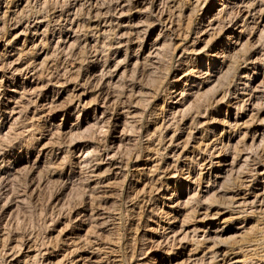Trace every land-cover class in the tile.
Instances as JSON below:
<instances>
[{
	"label": "rangeland",
	"instance_id": "1",
	"mask_svg": "<svg viewBox=\"0 0 264 264\" xmlns=\"http://www.w3.org/2000/svg\"><path fill=\"white\" fill-rule=\"evenodd\" d=\"M216 1L0 0V264H264V206L239 203L264 146L212 171L263 121L264 85L231 145L220 131L245 75L264 79V34ZM223 28L245 46L213 84Z\"/></svg>",
	"mask_w": 264,
	"mask_h": 264
},
{
	"label": "bare ground",
	"instance_id": "2",
	"mask_svg": "<svg viewBox=\"0 0 264 264\" xmlns=\"http://www.w3.org/2000/svg\"><path fill=\"white\" fill-rule=\"evenodd\" d=\"M211 1V0H210ZM216 1V0H215ZM223 2H225V0H222ZM229 1V0H228ZM204 2H206V1H204ZM219 2V1H218ZM217 1L216 2H213V3H211V5H210V8L206 11L207 13H209L211 10L212 11H214V10H216V12L212 15L214 18H215V20L218 18V16H220V14L221 13H223V10H224V8L225 7H227L226 5H224V3L222 4V2H220V3H218ZM182 3H183V1H182ZM229 4V3H228ZM204 5V4H203ZM217 5H221V7H220V9L219 8H217ZM209 6V5H208ZM225 6V7H224ZM236 7L237 8V15L238 16H240L239 18L240 19H242V21H243V23L244 24H252L253 25V31L254 32H256L257 34H259V38L261 39V37H260V35H263L264 34V0H233V5L230 7L231 9H232V7ZM224 7V8H223ZM229 7V6H228ZM227 9V8H226ZM229 9V8H228ZM231 9H229V10H231ZM233 10V9H232ZM231 10V11H232ZM225 11H227V10H225ZM226 13V12H225ZM229 14H230V12H229ZM228 14V15H229ZM223 15V14H222ZM221 15V17H223ZM226 16V15H225ZM227 17V16H226ZM235 17H237L236 15H235ZM212 18V17H211ZM210 18V19H211ZM224 18V17H223ZM228 18V17H227ZM232 18V17H231ZM230 18V19H231ZM213 19V18H212ZM211 19V20H212ZM214 20V21H215ZM219 20V19H218ZM192 21V20H191ZM220 21H221V19H220ZM231 21V20H230ZM233 21V20H232ZM236 21V20H235ZM240 21V20H239ZM212 23H213V21H211ZM226 22V21H225ZM238 22V21H237ZM201 23H203V22H201ZM208 23V22H207ZM235 24H236V22H234ZM242 23V22H241ZM240 23V24H241ZM182 24V23H181ZM204 24V23H203ZM210 24V23H209ZM220 24V23H219ZM206 25V24H205ZM208 25V24H207ZM206 25V26H207ZM212 25V24H211ZM214 25V24H213ZM225 25H226V23H225ZM224 25V26H225ZM242 25V24H241ZM99 26V25H98ZM222 26H223V24H222ZM221 26V27H222ZM223 26V27H224ZM229 26V25H228ZM233 26V25H232ZM236 26H238V25H236ZM212 27V26H211ZM243 27H245V26H243ZM249 27V26H248ZM247 27V28H248ZM215 28H217V26L215 27ZM229 28V27H228ZM224 29L223 28V35H224V40H225V42H224V44L223 45H220V47H215V48H213L211 51H210V54H211V56L214 58V60H212V63H213V65H212V69H210V70H208L207 69V74H208V76H206L207 78H209V80L208 81H211V83L213 82V84H216V83H220L230 72H231V70L233 69V68H235V67H237V54L239 53L238 51L241 49V48H243L244 46H245V43H243V36H242V34H241V30L238 32V33H235V30H231V31H228L229 29ZM236 28V27H235ZM246 28V29H247ZM206 29V28H205ZM214 29V28H213ZM241 29V28H240ZM243 29V28H242ZM245 29V30H246ZM251 29V28H250ZM249 29V30H250ZM210 30V29H209ZM222 30V29H221ZM244 30V31H245ZM247 32V31H246ZM248 32H250V31H248ZM203 33V32H202ZM205 33V32H204ZM222 33V32H221ZM198 34H199V32H198ZM220 35V34H219ZM257 36V35H256ZM258 38V39H259ZM255 39V38H254ZM251 40V41H255V40ZM258 39H256V41L258 40ZM66 40V39H65ZM246 40V39H245ZM249 40V39H248ZM222 41V40H221ZM264 42V41H263ZM256 43V42H255ZM263 46V45H262ZM261 46V47H262ZM155 47V46H154ZM256 47V46H255ZM260 48V47H259ZM259 48L258 49H255V50H259ZM263 48V47H262ZM151 49H153V48H151ZM154 50V49H153ZM159 50V49H158ZM157 50V51H158ZM155 51V50H154ZM248 51V50H247ZM254 51V50H253ZM261 51V50H260ZM264 51V50H263ZM151 53V52H150ZM251 53V52H250ZM262 53H264V52H262ZM206 54V53H205ZM241 54V53H240ZM209 55V54H208ZM239 55V54H238ZM254 57L255 58H253V59H256L257 58V55H258V52H255L254 54ZM263 55V54H262ZM261 55V56H262ZM198 56H200V55H198ZM240 56V55H239ZM251 56V55H250ZM242 57V56H241ZM219 58H221V60L222 61H220L219 60V62H217L216 61V59L218 60ZM259 58V57H258ZM257 58V59H258ZM261 58V57H260ZM256 59V60H257ZM252 60V58L249 60V58H248V61H251ZM258 63V62H257ZM261 63V62H260ZM256 67V66H255ZM260 69V68H259ZM264 69V68H263ZM255 70V69H254ZM239 71V70H238ZM256 71V70H255ZM205 72V71H204ZM254 72V71H253ZM206 73V72H205ZM244 74L246 73V71L245 72H243ZM243 74V75H244ZM248 74V73H247ZM250 74V73H249ZM237 75V74H236ZM235 75V76H236ZM238 75H240V74H238ZM234 76V77H235ZM242 76V75H241ZM240 76V77H241ZM245 77H246V79H244V83L241 81V84H242V87H240V90L242 91H240L241 93L240 94H238V96L236 97V98H238L236 101H232L231 102V99H229L228 100V102H227V104L226 105H228V106H230V107H233V108H235V109H237V108H239L240 109V112L241 113H239L238 115H237V113H235V115H232L231 113H229L228 115H225V117H224V119L225 120H223L222 121V123L220 124V126H221V132L223 133V138L226 140V143L229 145L233 140H234V134H231V132H230V130L231 129H234V130H240V126H244L245 125V122H243L242 120H243V117L245 116L246 117V115H249V117H255L256 116V112H257V106L260 104L258 101L261 99V97H263V96H261L260 97V92L263 90L261 87L264 85V79H260V77L257 75V73L256 72H254L253 73V75L252 76H248V75H245ZM245 77H243V78H245ZM204 78V77H203ZM237 78V77H236ZM243 78L241 77L240 79L241 80H243ZM234 79V78H233ZM239 79V78H238ZM237 79V80H238ZM229 80V79H228ZM195 81V84H193V86H198V83H196V80H194ZM198 81V80H197ZM231 81V80H230ZM235 81V80H234ZM193 82V81H192ZM199 82V81H198ZM201 82V81H200ZM204 82V81H203ZM194 83V82H193ZM210 84V83H209ZM234 84H235V82H234ZM236 84H238V83H236ZM240 84V83H239ZM200 85V84H199ZM211 85V84H210ZM232 85V84H231ZM212 86V85H211ZM211 86L209 87V88H211ZM199 87V86H198ZM227 87V86H226ZM229 87H232V86H229ZM229 87H228V89H229ZM223 89V88H222ZM227 89V88H226ZM260 89H262V90H260ZM233 90V89H232ZM231 90V91H232ZM192 91V90H191ZM208 91H209V89H208ZM221 91V90H220ZM225 91V90H224ZM234 91V90H233ZM236 91V90H235ZM264 91V90H263ZM227 92V91H226ZM229 92V91H228ZM191 93V92H190ZM193 93V92H192ZM195 93V92H194ZM193 93V94H194ZM199 93V92H198ZM197 93V94H198ZM238 93V92H237ZM196 94V93H195ZM200 94H202V93H200ZM222 94H224V92L222 93ZM231 94V93H230ZM233 94V93H232ZM262 94V93H261ZM217 95V94H216ZM226 95H228V94H226ZM225 95V96H226ZM236 95V94H235ZM194 96H196V95H194ZM204 96V95H203ZM221 96V95H220ZM219 96V97H220ZM245 96V97H244ZM186 97V96H185ZM223 97H224V95H223ZM182 98V97H181ZM184 98V97H183ZM182 98V99H183ZM187 98V97H186ZM189 98V97H188ZM200 98V97H199ZM227 98V97H226ZM180 99V98H179ZM192 99H194V97H192ZM191 99V100H192ZM224 99V98H223ZM185 99H183V101H184ZM190 100V99H189ZM190 100V101H191ZM199 100V99H198ZM213 100V99H212ZM226 100V99H225ZM262 100V99H261ZM260 100V101H261ZM193 102V101H192ZM216 102V101H215ZM226 102V101H225ZM261 102H264V101H261ZM180 103H181V101H180ZM194 103H196V102H194ZM259 103V104H258ZM174 104H176V105H178L179 104V100H176L175 102H174ZM184 104H186V102L184 103ZM184 104H182V105H184ZM192 103L190 102V105H191ZM219 104V103H218ZM217 104V105H218ZM210 105V104H209ZM211 105H213V104H211ZM260 105H262V104H260ZM264 105V104H263ZM192 106V105H191ZM176 107H178V106H176ZM175 107V108H176ZM183 107L184 106H182V109H183ZM190 107V106H189ZM229 107V108H230ZM179 108V107H178ZM180 109V108H179ZM182 109H181V111H182ZM185 109V108H184ZM197 109V108H196ZM202 109V108H201ZM262 109H263V107H262ZM255 110H256V112H255ZM104 111V110H103ZM177 111V110H176ZM178 112H180V110L178 111ZM178 112H176V113H178ZM231 112V111H230ZM258 112H259V110H258ZM179 114V113H178ZM102 116V115H101ZM258 116V115H257ZM261 117V116H260ZM247 118H248V116H247ZM256 118V117H255ZM264 118V117H263ZM262 118V120L263 121H260V120H257V118L256 119H254V122L256 123L252 128H250V127H248V128H250V129H246L245 130V133H244V135H243V138H244V136L245 137H247V135H248V140H249V142H248V144L246 143V142H243V143H246L245 144V148L243 149V147H242V149H239L238 148V146H233V151L232 152H229V153H223L222 155H220V151L216 154V156H215V158H217L216 160H217V162L215 161V164L212 166L213 167V172H214V178L215 179H217V178H223L224 176H226V174H227V172H232L233 171V169H234V167H235V164L238 162L239 164H241L240 166L242 167H244V166H248V164L250 163V150H249V148H248V150L246 149V147H250V149L253 147V148H259V147H261L262 148V146H264V119ZM213 119V118H212ZM216 119V118H215ZM261 119V118H260ZM222 120V119H221ZM252 120V119H251ZM250 121V120H249ZM96 122V121H95ZM217 121L216 120H214V122L212 123V126H213V128H215V127H217L218 125H217V123H216ZM253 122V123H254ZM220 123V122H219ZM248 123H250V122H248ZM252 123V124H253ZM247 124V123H246ZM247 128V127H246ZM209 129V128H208ZM232 131V130H231ZM243 131V130H242ZM207 132V131H206ZM211 132V131H210ZM235 132V131H234ZM233 132V133H234ZM213 133H215V132H213ZM210 134V133H209ZM212 134V133H211ZM221 135V134H220ZM241 135H242V133H241ZM209 136H211V135H209ZM214 137V136H213ZM205 139V138H204ZM214 139V138H213ZM212 139V140H213ZM217 139H218V137H217ZM240 139V138H239ZM207 141H208V139H206ZM219 140V139H218ZM223 140V139H222ZM236 140H238V139H236ZM241 141H243L242 139H240ZM245 140V139H244ZM206 141V143H205V146H204V148L206 147V148H208L207 146H210L211 144L209 143V142H207ZM209 141H211V140H209ZM216 141V140H215ZM239 141V140H238ZM245 141H247V140H245ZM203 142V141H202ZM201 142V143H202ZM220 142V141H219ZM236 142V141H235ZM211 143H212V141H211ZM215 143V142H214ZM213 143V144H214ZM243 143H241V144H243ZM204 144V143H203ZM233 144V143H232ZM240 144V143H239ZM227 145V146H228ZM231 145V144H230ZM247 145V146H246ZM203 146V145H202ZM213 146V145H212ZM211 146V147H212ZM226 146V147H227ZM214 147V146H213ZM239 147H240V145H239ZM202 148V147H201ZM215 148V147H214ZM229 148V147H228ZM231 148V147H230ZM203 149V148H202ZM226 149V148H225ZM199 150H201V149H199ZM206 150V149H205ZM209 150V149H208ZM215 150V149H214ZM213 150V151H214ZM219 150V149H218ZM221 150V149H220ZM230 150V149H229ZM246 150V151H245ZM252 150H254V149H252ZM256 150V149H255ZM259 150H260V148H259ZM263 150H264V148H263ZM263 150H261V152H263ZM225 151V150H224ZM252 152V151H251ZM230 153H232V154H230ZM250 153V154H249ZM264 154V153H263ZM252 155V154H251ZM84 156V155H83ZM253 156V155H252ZM262 156V155H261ZM264 156V155H263ZM254 157H256V156H253V159H254ZM87 158H88V156H87ZM89 159V158H88ZM85 161H86V159H85ZM237 161V162H236ZM252 161V160H251ZM237 163V164H238ZM238 164V165H239ZM252 164H254V163H252ZM249 167H251L250 165H249ZM253 167V166H252ZM212 169V168H211ZM254 170H255V177H253L252 179L251 178H249L248 180L246 179V182H248L247 183V186H249V187H251L252 186V184H254L255 186L252 188H250V189H252V190H249V191H251V192H248V193H250L249 195H248V197H244V198H242V201L240 202L239 201V203L240 204H244L245 206L247 205V206H251V208L253 207L254 209H257V208H261L262 209V207L264 206V166H262V165H258L257 164V166L254 168ZM230 172V173H231ZM246 172V171H245ZM247 173V172H246ZM250 173H251V171H250ZM234 174V173H233ZM243 174H245L244 172H243ZM238 175V174H237ZM228 176V175H227ZM230 176V175H229ZM245 176V175H244ZM238 177V176H237ZM247 177V176H246ZM244 178V177H243ZM214 179V180H215ZM225 179H227V178H225ZM241 179V178H240ZM239 181H242V183H243V181L244 180H239ZM213 182V181H212ZM211 183V182H210ZM209 183V184H210ZM241 184V183H240ZM245 184V183H244ZM208 186V185H207ZM234 186V185H233ZM238 186H241V185H238ZM245 186H246V184H245ZM244 186V187H245ZM210 187V186H209ZM248 188V187H247ZM206 189H208V187L206 188ZM239 189V188H238ZM236 190V189H235ZM205 191V190H204ZM207 191V190H206ZM238 192V191H237ZM236 193V192H235ZM247 193V192H246ZM233 195V194H232ZM237 195V194H236ZM245 195V194H244ZM243 195V196H244ZM247 196V195H246ZM192 197V196H191ZM237 197V196H236ZM191 199V198H190ZM192 200V199H191ZM238 199H236V201H237ZM235 202V201H234ZM177 204V203H176ZM178 205V204H177ZM258 205V206H257ZM241 207H243L244 208V206H241ZM248 208V207H247ZM261 209H259V210H261ZM253 211V209L251 210V212ZM257 211V210H256ZM255 211V212H256ZM259 235L258 236H256V238H254V246H253V248L254 249H256V250H258L259 252H262V251H264V249H263V247L261 246V244H262V242L260 241V239L261 238H264V228L263 229H261V231H259V233H258ZM264 243V242H263ZM263 245V244H262ZM261 248V249H260ZM258 252V253H259ZM258 256V255H257ZM262 260V259H261ZM263 262V261H262ZM261 263V262H260ZM254 264H255V262H254Z\"/></svg>",
	"mask_w": 264,
	"mask_h": 264
}]
</instances>
